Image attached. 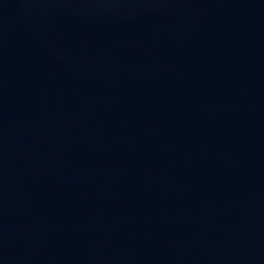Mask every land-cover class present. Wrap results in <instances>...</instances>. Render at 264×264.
Masks as SVG:
<instances>
[{
	"label": "water",
	"instance_id": "obj_1",
	"mask_svg": "<svg viewBox=\"0 0 264 264\" xmlns=\"http://www.w3.org/2000/svg\"><path fill=\"white\" fill-rule=\"evenodd\" d=\"M0 264H264V0H0Z\"/></svg>",
	"mask_w": 264,
	"mask_h": 264
}]
</instances>
